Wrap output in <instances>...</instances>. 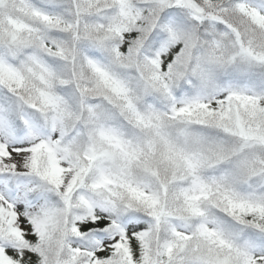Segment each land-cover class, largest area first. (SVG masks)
I'll return each mask as SVG.
<instances>
[{
    "label": "snow or ice",
    "instance_id": "1",
    "mask_svg": "<svg viewBox=\"0 0 264 264\" xmlns=\"http://www.w3.org/2000/svg\"><path fill=\"white\" fill-rule=\"evenodd\" d=\"M0 264H264V0H0Z\"/></svg>",
    "mask_w": 264,
    "mask_h": 264
}]
</instances>
